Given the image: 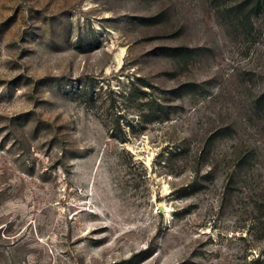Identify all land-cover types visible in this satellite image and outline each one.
Segmentation results:
<instances>
[{
  "label": "rangeland",
  "instance_id": "1",
  "mask_svg": "<svg viewBox=\"0 0 264 264\" xmlns=\"http://www.w3.org/2000/svg\"><path fill=\"white\" fill-rule=\"evenodd\" d=\"M263 92L264 0H0V264H264Z\"/></svg>",
  "mask_w": 264,
  "mask_h": 264
},
{
  "label": "trees",
  "instance_id": "2",
  "mask_svg": "<svg viewBox=\"0 0 264 264\" xmlns=\"http://www.w3.org/2000/svg\"><path fill=\"white\" fill-rule=\"evenodd\" d=\"M243 4L244 3H239V4H237V5H235V6H233V8L235 9V7L237 8V9H240L241 8V6H243ZM256 6L258 5V1L256 2V3H254ZM236 10V9H235ZM236 12H238L237 10H236ZM174 47V46H173ZM175 48V47H174ZM148 83V82H147ZM133 84V83H132ZM146 85H148V84H146ZM151 85V84H150ZM139 87V85L138 86H136V85H133L132 86V88H130L129 89V93L131 94V93H134V92H132V91H135V89H137ZM143 90H142V92H144L145 91V88H142ZM138 93H141V92H138ZM259 98H264V92L263 93H261L259 96H258ZM154 99L155 98H152V97H149V98H147L146 99V101H154ZM155 111H157V110H155ZM164 111V113H166V111L165 110H163ZM127 137V134H126V132L124 131L122 134H120L119 136H117V138H118V140H120V141H123V140H125V138Z\"/></svg>",
  "mask_w": 264,
  "mask_h": 264
}]
</instances>
